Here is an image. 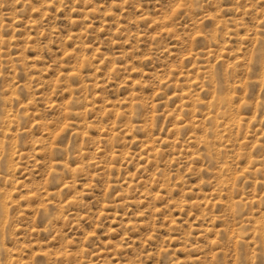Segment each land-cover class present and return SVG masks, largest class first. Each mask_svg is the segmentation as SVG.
I'll list each match as a JSON object with an SVG mask.
<instances>
[{"label": "rangeland", "instance_id": "rangeland-1", "mask_svg": "<svg viewBox=\"0 0 264 264\" xmlns=\"http://www.w3.org/2000/svg\"><path fill=\"white\" fill-rule=\"evenodd\" d=\"M0 264H264V0H0Z\"/></svg>", "mask_w": 264, "mask_h": 264}]
</instances>
